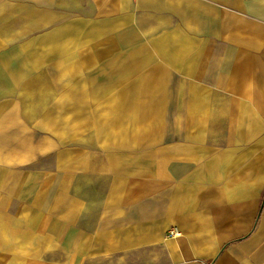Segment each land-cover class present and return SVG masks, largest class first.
I'll list each match as a JSON object with an SVG mask.
<instances>
[{"label": "crops", "instance_id": "obj_1", "mask_svg": "<svg viewBox=\"0 0 264 264\" xmlns=\"http://www.w3.org/2000/svg\"><path fill=\"white\" fill-rule=\"evenodd\" d=\"M0 264H264V0H0Z\"/></svg>", "mask_w": 264, "mask_h": 264}, {"label": "rangeland", "instance_id": "obj_2", "mask_svg": "<svg viewBox=\"0 0 264 264\" xmlns=\"http://www.w3.org/2000/svg\"><path fill=\"white\" fill-rule=\"evenodd\" d=\"M28 238H29V237H23V236H22V243L26 241L25 244H28V242H27ZM32 255H33V254H31V253H22V254H21V257H22V259H26V260H27V259H30V258L32 257Z\"/></svg>", "mask_w": 264, "mask_h": 264}]
</instances>
